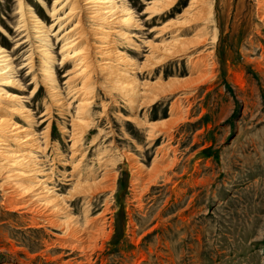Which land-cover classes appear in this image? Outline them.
I'll list each match as a JSON object with an SVG mask.
<instances>
[{
    "label": "rangeland",
    "instance_id": "rangeland-1",
    "mask_svg": "<svg viewBox=\"0 0 264 264\" xmlns=\"http://www.w3.org/2000/svg\"><path fill=\"white\" fill-rule=\"evenodd\" d=\"M115 1L131 8L139 25H143V31H127L136 35L130 46H138L132 49L139 51L130 54L127 46L119 48L141 67L149 53L144 45L168 38L163 35L154 40V28L177 19L188 0H179L149 24H144L142 12L152 0ZM263 1L211 0L208 20L196 23L183 36L198 33L202 47L188 57L172 59L152 69V75H136L139 84L183 81L197 76L189 70L205 54L213 60L211 78L192 91L165 96L135 113L149 127L177 119L175 127L166 133L155 128L150 137L149 127L140 129L124 122L123 117L132 114L119 95L114 96L117 107L106 108L104 115L101 104H110L109 96H105L106 90L95 89L92 123L100 124L84 138L81 151L85 159L80 169L83 176L95 174L97 188L90 196L66 201L74 183L64 182L63 170L56 165L51 186L67 209L57 218L52 214L47 217L59 223L71 216L79 228L87 224L89 227L82 229L83 242L67 237V232L58 227L31 226L28 214L13 210L21 203L4 194L8 187L1 186L0 175V264H264ZM25 3L44 13L38 0ZM52 4L53 0H46L48 11ZM16 12L14 0H0V42L10 52L15 40L26 41L20 51L11 54L21 56L13 64L17 70L37 43L30 27L19 36L13 32L19 21ZM44 24H52L48 16ZM56 30V26L51 27L49 35L55 56L53 67L59 62L61 45V33L55 37ZM200 51L201 56L194 57ZM34 53L35 74H40ZM26 74V68L18 74L25 79L24 85L31 78ZM62 75L63 71L58 84L65 92ZM31 88L23 96L28 97ZM182 93L187 100L168 114L172 102ZM35 95L29 104L31 109L40 108L35 115L38 119L48 95L43 87ZM61 122L56 114L50 141L60 143L68 160L69 137L61 135ZM42 130L43 127L38 133ZM95 138L98 141L90 146ZM5 145H10V138ZM151 169L155 175L146 177L144 173ZM99 218L105 221L101 236Z\"/></svg>",
    "mask_w": 264,
    "mask_h": 264
},
{
    "label": "bare ground",
    "instance_id": "bare-ground-1",
    "mask_svg": "<svg viewBox=\"0 0 264 264\" xmlns=\"http://www.w3.org/2000/svg\"><path fill=\"white\" fill-rule=\"evenodd\" d=\"M14 1L19 21L13 32L19 36L24 29L28 30L27 27H30L37 46H33V43V48L29 49L27 56L22 60V66L16 70L13 64L21 56L14 57L15 54H11L20 51L26 41L18 42L19 38L15 40L10 52L6 51L4 42H0L1 186L8 187V192L4 193L8 199L10 197L20 201L21 204L12 209L28 214L31 226L36 224L37 228L58 227L67 232V237L83 242L84 232L82 229L87 227V224L79 228L71 216L64 217V220L59 223H54L47 217L52 214L57 218L58 215H64L67 209L63 204L64 200L55 193L54 187L51 186L55 178L56 165L63 170L62 180L74 183L72 190L68 192L70 195L65 197L66 201H71L81 195L90 196L97 188V182L94 181L95 174L83 176L80 169L85 159V155L81 151L84 138L100 124V121L92 123L91 109L92 104L95 103V89L106 90V95L105 93L103 95L109 96L110 104H101L104 115L107 111L106 108L109 110L117 107L114 96L119 95L128 112L132 114V116L123 117L124 122L132 123L140 129L149 127L148 124L134 116L138 110L148 107L161 98L164 99L165 96L180 91H192L193 88L213 75V60L208 54H205L206 56L201 57L198 63L192 66V70H189L191 73L196 72L195 78H186L187 80L183 81H156L155 83L145 81L143 84H139L136 79L137 74L141 75L147 72L148 76L152 75L150 73L152 69L160 67L169 60L188 57L192 55L190 53L202 47L203 42L198 40L197 32L196 35L195 33L192 35L193 37L183 36L187 35L190 31L189 28L196 23L208 20L212 10L211 0H188L177 19L162 26H156L154 31L157 34L153 37L154 40L168 35V38L165 39L167 41L164 40L163 43L149 42L144 45L149 53L144 56L146 63L141 67L119 50L124 45L129 48L130 54L139 51L132 49L138 46H130V43L134 44L132 39L136 35L127 33V31L130 29H136L138 32L143 31V25H139V19H135L131 8L123 4L118 5L115 0H53L52 7L48 11L46 0H38L40 4L38 6L44 10L43 13L39 8L29 7L25 3L26 0ZM178 1H150L142 12L145 15L144 24H149L156 17L170 11ZM46 16L52 23L50 27L44 24ZM262 18L264 20V17ZM53 26L57 27L54 34L61 33L59 38L61 45L58 51L59 62L54 67L55 56L51 51L52 44L49 41L52 31L50 29ZM56 42L58 41L56 40ZM33 51L38 57L40 74H35ZM201 54L200 51L194 57H199ZM24 68L27 69V74L31 75L30 82L26 85H24L25 79L18 75ZM61 71H63L61 77L64 79L65 92L58 84ZM141 85L143 86L140 88ZM28 87L32 88L28 97H25L23 93L27 91ZM40 87L46 89L48 100L42 102V111L37 119L35 115L40 108L31 109L29 103L33 101ZM184 93L174 99L168 114L174 113L179 109V105L187 100L188 97ZM73 108L74 112H72ZM56 114L62 120L61 135L69 137L70 156L68 160L61 151L60 143L51 144L50 141L51 122ZM176 122L177 119H169L160 124H152L148 128V133H150L148 135L151 137L155 128L166 133ZM41 127L43 130L38 133ZM8 138H10V145H5ZM97 138L91 142L90 146L98 141ZM140 150L141 148L138 146V151ZM67 167L70 168L69 172L66 170ZM5 170L7 171L2 173ZM144 174L146 177L155 175L152 169ZM47 210L48 212H46ZM104 223L105 221L101 218L99 236L104 234ZM60 245L63 247V244Z\"/></svg>",
    "mask_w": 264,
    "mask_h": 264
}]
</instances>
